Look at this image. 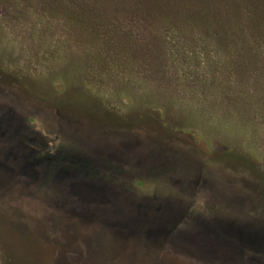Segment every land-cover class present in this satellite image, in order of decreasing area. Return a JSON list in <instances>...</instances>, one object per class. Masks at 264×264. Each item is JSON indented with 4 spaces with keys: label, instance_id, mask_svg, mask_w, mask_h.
Wrapping results in <instances>:
<instances>
[{
    "label": "rangeland",
    "instance_id": "374dc122",
    "mask_svg": "<svg viewBox=\"0 0 264 264\" xmlns=\"http://www.w3.org/2000/svg\"><path fill=\"white\" fill-rule=\"evenodd\" d=\"M241 1L248 29L211 0H0V264H264V1Z\"/></svg>",
    "mask_w": 264,
    "mask_h": 264
},
{
    "label": "trees",
    "instance_id": "16d2710c",
    "mask_svg": "<svg viewBox=\"0 0 264 264\" xmlns=\"http://www.w3.org/2000/svg\"><path fill=\"white\" fill-rule=\"evenodd\" d=\"M227 1L228 0H211V2L209 4H207V7L210 10L209 12H211V13L217 15V16L218 15H221V14L231 13V14H229L227 16L222 17L224 19L227 18L228 16L236 15L237 16L236 19L233 18V17H231L228 20H223V25L226 28H231V27H233V25H235L236 23H238L241 20V18H242V19H244L243 20V23H242V27L248 29L247 15H246V17H244V16L240 15V13H239L240 11H243L241 7H242V5L244 3L241 0H239V3L236 2V4H235V10L233 11L232 8H230V6H228L226 4ZM262 1H264V0H262ZM234 3H235V1L232 2V4H234ZM263 4H264V2H263ZM138 7L141 8V5L140 4H137L135 7H131L130 8V11L134 12L133 10H136V8H138ZM252 11H255V10H252ZM251 13L255 15V12H251ZM250 24H256V23H255V21H253V19H251L250 20ZM53 158H55V157H53ZM55 159H59V157H57ZM62 162H64V161H62ZM90 168H91L90 169L91 172H93L97 176H100V175L97 174V172H100L99 169L94 168V167H90ZM101 177L102 176H100L99 178H101ZM227 247H229V246H227ZM231 247H233V246H230L229 248L235 252L236 249L235 248H231ZM214 249L215 248H213L212 246L210 247V250H214ZM229 256H235V255H228V257ZM211 258L212 259H216L215 255H213V254H212V257ZM217 260H219L218 261L219 263L216 262L218 264H221V263L222 264H235V263L236 264H239V262H240V261H234V260H230V259H227V261H224V259H221L220 260V258L219 259L217 258ZM241 264H243V262H241Z\"/></svg>",
    "mask_w": 264,
    "mask_h": 264
},
{
    "label": "water",
    "instance_id": "95a60500",
    "mask_svg": "<svg viewBox=\"0 0 264 264\" xmlns=\"http://www.w3.org/2000/svg\"><path fill=\"white\" fill-rule=\"evenodd\" d=\"M164 152H165V157H166V159L167 160H170V162H173L172 160H171V158L169 157V156H167L168 154H167V152H166V150L164 149ZM146 156H148V157H150V159H153L154 160V157H151L149 154H148V152L145 154ZM155 163V162H154ZM154 167H155V164L153 165V167H152V171H153V169H154ZM228 235V234H227ZM243 238V237H242Z\"/></svg>",
    "mask_w": 264,
    "mask_h": 264
}]
</instances>
